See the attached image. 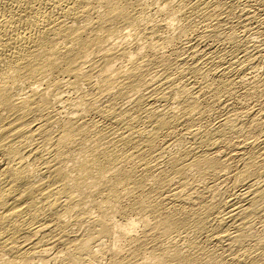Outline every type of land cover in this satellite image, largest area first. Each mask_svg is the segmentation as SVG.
Here are the masks:
<instances>
[{
    "label": "bare ground",
    "instance_id": "bare-ground-1",
    "mask_svg": "<svg viewBox=\"0 0 264 264\" xmlns=\"http://www.w3.org/2000/svg\"><path fill=\"white\" fill-rule=\"evenodd\" d=\"M0 264H264V0H0Z\"/></svg>",
    "mask_w": 264,
    "mask_h": 264
}]
</instances>
